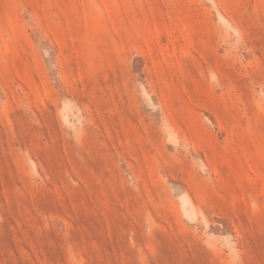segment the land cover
Instances as JSON below:
<instances>
[{
	"label": "rangeland",
	"instance_id": "obj_1",
	"mask_svg": "<svg viewBox=\"0 0 264 264\" xmlns=\"http://www.w3.org/2000/svg\"><path fill=\"white\" fill-rule=\"evenodd\" d=\"M0 264H264V0H0Z\"/></svg>",
	"mask_w": 264,
	"mask_h": 264
}]
</instances>
